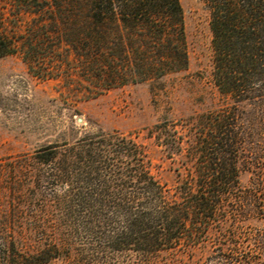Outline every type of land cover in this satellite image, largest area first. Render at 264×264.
Segmentation results:
<instances>
[{"label": "trees", "instance_id": "16d2710c", "mask_svg": "<svg viewBox=\"0 0 264 264\" xmlns=\"http://www.w3.org/2000/svg\"><path fill=\"white\" fill-rule=\"evenodd\" d=\"M202 2L222 101L186 124L149 131L179 165L175 183L157 179L151 144L132 134L85 128L72 143L47 144L0 171L9 199L0 201V264L58 259L65 247L50 235L63 220L90 247L146 264L162 255L170 264L203 255L204 264H264V0ZM45 45V72L58 75L59 59L74 64L68 80L80 88L69 94L84 99L162 87L190 67L181 0H0V59L35 61Z\"/></svg>", "mask_w": 264, "mask_h": 264}, {"label": "rangeland", "instance_id": "374dc122", "mask_svg": "<svg viewBox=\"0 0 264 264\" xmlns=\"http://www.w3.org/2000/svg\"><path fill=\"white\" fill-rule=\"evenodd\" d=\"M181 3L190 67L172 76L162 87L150 83L127 85L84 99L69 94L70 90L80 88H70L71 62L59 59L55 64L60 71L58 75L45 72L44 64L51 65L45 57L51 45L39 47L35 61L30 62L19 54L0 59V171L13 161L33 156L47 144L72 143L82 138L85 128L117 130L149 145L154 142L149 131L156 124H186L221 105L222 97L212 76L214 52L209 11L202 0H181ZM80 79L76 76L73 84ZM150 146L155 163L153 173L162 183L174 184L179 165L164 159L160 147ZM251 182V175L242 176L243 186ZM7 186L0 185L1 202L9 200L2 195V189ZM28 187L25 185V189ZM27 193L16 197V203ZM58 226L56 234L50 237L61 241L65 248L50 264H146L131 253L112 254L90 247L81 229L64 220ZM170 258L162 255L150 264H170ZM205 258L203 255L198 264H204Z\"/></svg>", "mask_w": 264, "mask_h": 264}]
</instances>
